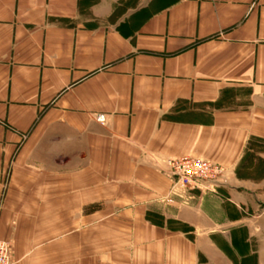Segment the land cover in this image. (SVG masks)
I'll return each mask as SVG.
<instances>
[{
    "label": "crops",
    "instance_id": "0c3cea01",
    "mask_svg": "<svg viewBox=\"0 0 264 264\" xmlns=\"http://www.w3.org/2000/svg\"><path fill=\"white\" fill-rule=\"evenodd\" d=\"M251 142L264 146V0H0L14 264H264ZM181 157L230 176L175 196L164 170Z\"/></svg>",
    "mask_w": 264,
    "mask_h": 264
},
{
    "label": "built area",
    "instance_id": "2783aa9c",
    "mask_svg": "<svg viewBox=\"0 0 264 264\" xmlns=\"http://www.w3.org/2000/svg\"><path fill=\"white\" fill-rule=\"evenodd\" d=\"M96 122L105 125L106 116L97 115ZM212 168H214L212 166ZM211 164L199 158L183 157L166 161L164 173L171 183L170 191L175 196L188 191L200 193H213L214 177ZM183 197V196H182ZM0 264H14L11 246L8 242L0 240Z\"/></svg>",
    "mask_w": 264,
    "mask_h": 264
},
{
    "label": "rangeland",
    "instance_id": "374dc122",
    "mask_svg": "<svg viewBox=\"0 0 264 264\" xmlns=\"http://www.w3.org/2000/svg\"><path fill=\"white\" fill-rule=\"evenodd\" d=\"M246 146H247L246 148H248L250 146V149L252 150V151L251 150L249 151V153H250L249 158L246 155L244 156V160L248 161L247 165H249V163L251 162V160L253 158L254 159H260V158H257V155H258V153L260 154V153L264 152V146H263V144L257 143V142H251L250 145L248 144ZM181 158H183V157H181ZM181 158H179V159H181ZM192 158H196V157H192ZM209 163L211 164V168H212V166L214 167V168H212V171L215 169L214 170L215 172L212 173V175L214 177V181L212 183V186L216 189V188L221 187L223 185V183L228 180V177L230 175L228 174V172L226 173V169H224L221 165L216 164V163H212V162H209ZM260 171L262 172V175L264 176V174H263L264 173V166L262 164H260L259 169H257V172H260ZM242 173H243V175H242ZM239 175H241L242 178L246 175L249 176L248 174L245 173L244 169H242V171H240Z\"/></svg>",
    "mask_w": 264,
    "mask_h": 264
},
{
    "label": "trees",
    "instance_id": "16d2710c",
    "mask_svg": "<svg viewBox=\"0 0 264 264\" xmlns=\"http://www.w3.org/2000/svg\"><path fill=\"white\" fill-rule=\"evenodd\" d=\"M249 150H251V149L249 148L248 151H247L246 154H245L248 158L250 157ZM240 170H241V168H240L239 171H238V175H239V173H240Z\"/></svg>",
    "mask_w": 264,
    "mask_h": 264
}]
</instances>
